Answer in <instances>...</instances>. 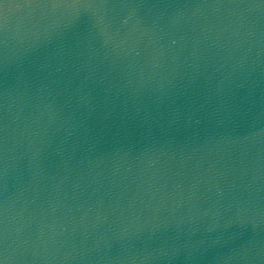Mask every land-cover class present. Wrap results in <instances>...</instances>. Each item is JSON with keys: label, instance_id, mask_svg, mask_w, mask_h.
<instances>
[{"label": "water", "instance_id": "obj_1", "mask_svg": "<svg viewBox=\"0 0 264 264\" xmlns=\"http://www.w3.org/2000/svg\"><path fill=\"white\" fill-rule=\"evenodd\" d=\"M0 264H264V0H0Z\"/></svg>", "mask_w": 264, "mask_h": 264}]
</instances>
